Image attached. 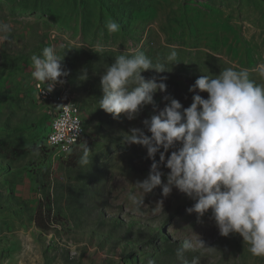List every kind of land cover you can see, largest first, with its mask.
<instances>
[{"label":"rangeland","instance_id":"1","mask_svg":"<svg viewBox=\"0 0 264 264\" xmlns=\"http://www.w3.org/2000/svg\"><path fill=\"white\" fill-rule=\"evenodd\" d=\"M110 20L119 31L107 29ZM0 22L11 27L0 41V264H264L238 234L221 236L210 210L198 222L186 211L194 201L177 189L164 197L135 185L152 161L124 136L143 128L151 105L134 120L99 108L101 76L121 53L165 66L142 73L167 77L166 92L154 96L161 109L168 94L190 106L195 80L229 67L264 85V0H0ZM46 46L64 56L61 90L81 118L68 153L47 147L54 108L39 100L43 83L31 75V57ZM130 193L143 199L139 208ZM185 239L193 247L181 260Z\"/></svg>","mask_w":264,"mask_h":264},{"label":"clouds","instance_id":"2","mask_svg":"<svg viewBox=\"0 0 264 264\" xmlns=\"http://www.w3.org/2000/svg\"><path fill=\"white\" fill-rule=\"evenodd\" d=\"M106 27L110 32L120 29L112 20ZM10 32V25L0 22V41H7ZM63 58L57 46H46L42 55L31 57L32 78L46 84L48 92L65 83ZM176 58L172 51L167 60L174 65ZM148 70L167 71L143 52L121 53L101 76L99 108L113 119L124 114L134 120L145 106H152L143 128H132L124 136L126 144L145 147L152 161L147 177L135 185L145 195L159 187L164 197L177 189L194 201L186 211L195 213L198 222L210 210L221 236L238 234L253 256L264 257V85L252 80L247 69L229 67L214 78L200 75L189 87L190 106L185 108L168 94L161 109L154 96L166 92L167 77L159 82L155 77L145 79L142 73ZM87 77L81 72L80 79ZM88 151L85 147L82 165L89 163ZM161 166L169 171L165 174ZM128 198L137 208L143 204L135 194ZM198 243L205 247L201 240ZM192 247L185 239L177 249L178 258L183 260Z\"/></svg>","mask_w":264,"mask_h":264},{"label":"bare ground","instance_id":"3","mask_svg":"<svg viewBox=\"0 0 264 264\" xmlns=\"http://www.w3.org/2000/svg\"><path fill=\"white\" fill-rule=\"evenodd\" d=\"M43 100L48 102L51 106H53L54 115L52 117L49 133L47 136V143L48 146L51 144H56L57 142V136H58V117H62L63 121H71V110L65 109V106L61 101H55V95H46L42 97ZM70 109L74 110L75 116H78V122H77V132H82V123L81 118L78 112V109L70 104ZM51 111V110H50ZM63 141H66V146L63 148H54L53 150L60 151L62 153H68L70 152L79 142L78 137H75L70 134H63Z\"/></svg>","mask_w":264,"mask_h":264},{"label":"built area","instance_id":"4","mask_svg":"<svg viewBox=\"0 0 264 264\" xmlns=\"http://www.w3.org/2000/svg\"><path fill=\"white\" fill-rule=\"evenodd\" d=\"M47 85L46 84H39L37 87V92L39 95V100H42L43 96L46 95H55V101H61L63 105L65 106V109L71 110V121H63L62 117H58V136H57V142L56 144H51L50 149L54 148H63L66 146V141H63V134H70L75 137H78V142L80 141V138L82 137L83 132H77V122H78V116H75L74 110L70 109V102L68 99H64V91L61 90V85L57 84L53 91L48 92L46 90Z\"/></svg>","mask_w":264,"mask_h":264}]
</instances>
